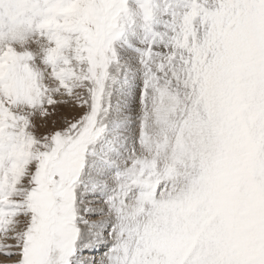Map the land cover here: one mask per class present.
Returning a JSON list of instances; mask_svg holds the SVG:
<instances>
[{
  "label": "snow or ice",
  "instance_id": "6c2138e0",
  "mask_svg": "<svg viewBox=\"0 0 264 264\" xmlns=\"http://www.w3.org/2000/svg\"><path fill=\"white\" fill-rule=\"evenodd\" d=\"M0 264H264V0H0Z\"/></svg>",
  "mask_w": 264,
  "mask_h": 264
}]
</instances>
